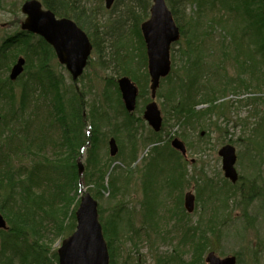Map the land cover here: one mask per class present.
<instances>
[{"label": "rangeland", "instance_id": "1", "mask_svg": "<svg viewBox=\"0 0 264 264\" xmlns=\"http://www.w3.org/2000/svg\"><path fill=\"white\" fill-rule=\"evenodd\" d=\"M24 1L25 0H0V44L4 39L15 36L18 31L21 30L20 21L25 18L24 14L21 12V6ZM75 2L77 5L80 3V9L83 10V12H81L82 18L89 19V22H85L87 25L85 31L89 35L93 46L95 44L94 42L98 44V49L95 48L96 44L94 46L89 66L85 69L84 74L79 81L74 82L69 73L64 70L65 67L58 62L53 49H46V53L43 54V56L46 57L48 65L51 68L63 74L67 84L74 85L75 87L77 86L85 93L84 104L86 102L85 106L88 109V113H90L89 121L93 125H96L91 114V105L94 103L95 106L97 105V107H102L103 110H106L104 107L107 105V102L103 100L105 97H108L109 94L114 98V103H112L114 106L118 101V93L112 83H115V81H117L122 75L121 71L118 72V62L114 61V59H116V52L113 48L109 47V40L111 39L109 36L110 34H113L116 28L112 29L114 23L113 19L115 17L118 18L120 14L112 12V8L107 9L105 0H75ZM179 5L175 20L181 29L182 36L172 47L171 59L173 71L169 74L170 76H166L167 78L162 80L156 101L161 109L164 120V128L161 131L160 136L162 143L175 135L185 142L188 148V153L185 155L186 161L183 160V162L185 161L186 164H189L188 167L190 171L193 172V176L192 178L188 177V180L185 181L184 187L179 189H174L173 185L170 183L166 184L167 181H164L165 172L169 170L170 166L176 164L175 154L170 157L173 161L171 165H168L165 162L164 156L157 157L154 155L149 161L152 157V154H150L151 142L146 143V145H143V143L140 142L143 136L145 138L149 135L150 130V126L144 121V124H141L144 128H140V134L142 137H138L140 140L135 146L139 150V160L136 162L137 165L135 164V169L133 168L134 170L129 169L127 170V173H124V185H126V188L125 191L123 190V193L120 192V200L111 199L110 187L104 191L103 195H98L97 197L99 219L102 225L106 222L109 225L108 220H110L114 214L118 213V216L122 214L125 215V217L128 215L127 221L124 220L123 222L125 227H123L122 230H118V236H114L112 234L113 230L111 229V238L109 239V245L111 246L110 260H112L113 264H157L158 252L156 249H158L160 253L162 251L164 253H169L173 251V248L180 245V243L181 246H186V239H188V237L190 238V235L186 236V239L181 237L184 223L181 221L178 222V217L176 216L171 217L167 215V212L173 207L175 199H178V194H185L191 189L196 195L197 205L195 206L193 213H187L190 215L184 217H186V220L190 219V223L192 222V224L193 221L196 222L199 217L202 219V215L205 216V219L208 218L217 204L215 205L214 201L207 202L200 200L201 188L204 183H206V185H209L208 183H210L226 187L225 184H223V179L225 180V178L222 169V157L219 154V151L224 145L231 144L236 149V169L241 177V183L231 184L227 187L234 191V193L229 195L230 199L227 200L229 206L225 209L228 210L226 220L230 218V221L225 224L226 227L224 232H227L228 234L223 237L224 245L222 246H224V255L238 252L241 255L244 264H264V209H262L264 198L257 199L251 204L252 206L250 209L252 211H257L256 209H258L257 215L253 217L254 220H256V224L255 221L252 220L247 224V221H249L247 220L248 213H250L249 211L251 210L249 208L243 209L240 202L236 203L233 200L235 195L238 200L240 197H245L244 195H247V190L240 187L242 184L245 185L247 182H250V179L252 180V178L256 176L254 174H257L258 172L257 176H260L261 178V183H259V185L264 190V141L260 140L261 138H258L260 134V132H258L259 129H261V131L263 130V126L258 123L262 117H264V79L261 80V82L251 84V82L248 81L251 76L249 70L246 71L243 66L236 64L238 63L236 61L230 63L226 59H221V53L223 52L222 49L224 48L225 41L230 42L229 38L224 41V27L222 26H224V15L227 13L223 9L224 7L220 8L214 4H209V8L202 7L204 4H202V2L199 4V0H183ZM114 8L117 9L118 7L114 6ZM261 9L263 11V7ZM137 11L139 12V9ZM192 22H194V25ZM198 22L200 25H198ZM126 28L127 41H125V43L128 45L126 46V49H128L127 55H130V58L124 56L122 60L124 63L132 60L131 62L134 64L135 70L133 72L137 74V80L133 79L131 75L128 76H130L139 87V106L137 107L140 109H137L134 113L137 117H142L145 105L150 100L149 97L151 95L150 81H148V83L144 81V72L147 70V49L141 28L137 29L130 22L127 24ZM196 30L199 35L201 34L200 32L205 31L206 38L202 40L203 38L201 35V39L199 36H193ZM95 39L97 41H95ZM30 41L37 44L36 38L32 37ZM111 41L115 43L114 40L111 39ZM190 41L192 43H189ZM260 42L261 45L260 47L258 46V50L264 54V34L260 36ZM256 47L257 46H254L253 48L255 49ZM203 48L206 49L205 55L208 56L207 60L210 61L207 62L206 60V62L212 64V62L215 61L217 69L219 68L218 64H221L224 68L225 78L228 79V81L233 82L234 80L236 81L237 79H240L246 81L247 85H251V87L242 88V86L241 89H238L237 91L234 90V88L228 87L226 92H223L225 94L222 95L221 93L220 95L222 96L215 101V105L217 106L213 111L211 109L212 112H208L209 114L203 119L202 128L191 129V131H188L187 127V129L183 128V131H181L179 125L174 126L176 122L173 120L171 111L172 106L177 104V102L174 101L178 99V97L175 100H173V97L171 99H166L165 95L169 87L173 88L175 86L176 90L181 83L180 81L185 77L184 65L186 64L187 58L183 55V52H189V54L192 53L189 56L191 58H197V56H195L196 50H202ZM20 55L25 57L27 61V67L23 73L22 82L28 77V72L38 66V56H28L26 53L25 55L17 54L14 57V62L8 61L6 63L9 64L10 62L7 69H0L1 82L5 80L7 81L10 68ZM259 58L261 60V65H263L264 58H262V55ZM32 59H36L35 62ZM3 60H5V58ZM0 62H3L2 59H0ZM260 72L264 75V68H262V71ZM209 73L210 72H208V74ZM1 82L0 84H2ZM14 86L21 87L20 83ZM16 92L17 94L15 93V95L19 98L21 91L16 90ZM140 93H142V97L140 96ZM249 94L259 96L263 103L257 101V104H254L251 103V100H245L247 96H251ZM114 106L111 110L109 108L112 115L115 110ZM209 106V103H201L196 105L195 109L196 111H202L208 109ZM3 110H0V112ZM114 128L115 125L112 124L107 126L104 125L99 129L100 132L96 136V139L98 144L97 152L100 158L106 159L110 156L108 139L112 135ZM180 131L182 132L181 135L178 134ZM202 132H204L203 135H201ZM121 138L122 142L118 143L121 153H123L121 157L123 159L124 153H129L131 148H133V145L128 142L126 136L123 135ZM92 140H95L94 135ZM81 156L82 157L79 161L84 163L85 167H89V163L92 162V160L89 161V157L91 158L90 152L85 150ZM163 163H166L165 169L157 170L156 166ZM145 171L149 174V180L143 179ZM117 172L120 173V171L117 170L115 175ZM144 180H148L150 188L154 187V185L157 186L165 183V204L160 210H154L153 215H146L145 213L148 212H145L144 207L147 202L148 205L155 202L156 194L147 192V189H145L144 186L148 185L147 181L144 183ZM216 190L219 191L220 188L216 187ZM83 191L84 189L82 192ZM91 193L97 194L96 191H91ZM82 194L83 193L78 194L79 198ZM117 196L119 197V194ZM250 202L251 200H249V203ZM218 210L224 211L223 208H219ZM229 214H231L230 217H228ZM250 214L253 216V212ZM252 216L249 217V219H251ZM120 219H122L121 216ZM66 223L75 226L72 219L68 220ZM148 225H150L151 228L148 227ZM110 227L111 225H109V228ZM162 229L170 230V233L165 234L164 237L166 238H163V240L157 235L163 233L161 232ZM234 229H237V231ZM191 234H193V232H191ZM48 235L51 239L46 237L43 238L42 241L46 243H44L43 247L46 252L44 254L48 258L47 264L53 262L58 264V261L57 263L56 261H53V254L58 253V249L62 245L63 240L70 234L67 233L62 236H55L52 233H48ZM2 237L3 236L0 235V254L4 247ZM213 238L215 239L216 237ZM106 240L108 241V238H106ZM164 241L166 242L163 243ZM9 253L10 252L7 251L8 255ZM18 264H21V262H18Z\"/></svg>", "mask_w": 264, "mask_h": 264}, {"label": "trees", "instance_id": "2", "mask_svg": "<svg viewBox=\"0 0 264 264\" xmlns=\"http://www.w3.org/2000/svg\"><path fill=\"white\" fill-rule=\"evenodd\" d=\"M41 1L56 15L73 18L83 29L87 28L85 22H89V19L82 18L83 10L76 7L75 0ZM166 1L174 17L177 16L179 3L183 0ZM200 2L204 4L202 7L209 8V4L217 5L220 8L224 7L223 9L227 12L224 15V26H222L224 27V41L229 38L230 42L225 41L221 59H226L228 50H237L236 61H243L246 65L243 68L247 71L249 59L254 54L260 53L258 50V46L261 45L260 36L264 34L262 0H199V4ZM134 4L140 11L136 10L137 16L133 7H129L127 11L133 15L134 26L139 29L140 23L149 16L151 1L134 0ZM114 9L113 6L112 12ZM138 17L140 20L137 19ZM192 24L194 25V22ZM198 25H200L199 22ZM200 33L204 40L206 38L205 31ZM200 35L196 30L193 36L200 37ZM32 37L37 39V44L30 41ZM95 41L97 40L95 39ZM94 43L96 44V46L94 44L95 48L98 49V44ZM114 46L116 47H114L116 50L114 61L118 62V72L121 71V75H131L133 79L137 80V74L133 72L135 69L132 60L126 63L122 60L124 56L130 58V55H127L128 49H126L128 45L120 40ZM254 46L257 47L254 49ZM46 49L52 50L51 46L42 38L23 30L18 31L15 36L4 39L0 44V59L4 62H0V69H7L10 62H14V57L17 54L25 55L26 53L28 56H38L39 60L38 66L28 72V77L23 80L24 82H22L23 75L17 82L22 87L19 98L12 91L13 82L9 78L7 81H0L2 83L0 84V110L4 109L0 112V213L8 225L7 229H0L4 246L0 254V264H18V262L21 264H47L48 258L44 254L46 252L43 247L45 242H42L45 236L43 234L52 233L55 236H62L74 231L75 226L68 225L66 217L69 214L73 217L75 214V209L71 207L79 190L82 192L81 183L88 181L95 185L98 184L101 191V188L105 189V184L109 182L111 199L120 200V192L125 191L124 173L128 172L127 170L132 167L138 157L139 150L135 146L140 140L138 137H142L140 128L143 127L141 124L145 120L143 117H137L135 113H128L119 93L117 81H115L112 83L118 93V101L115 106L112 104L114 98L109 94L103 100L107 102L104 107L106 110L93 103L91 105L93 113L91 112V114H93V121L99 129L104 125L114 124L115 128L112 134L118 142H122L121 137L124 135L133 148L129 153H124L123 163L125 166L115 165L109 172L113 161L121 158L123 153L118 158H100L97 152L98 144L95 141L98 132L94 130L96 148L93 149V152L89 151L91 156L89 161L92 160V162L89 163V167H85V173L79 174L77 161L83 153L81 148L83 143H87L92 138L91 134L88 133L90 136H85L84 132L82 134V130L79 129L81 123L84 122L82 108L86 104V102L84 104L86 95L77 86L67 84L63 74L48 65L46 57L43 56ZM191 54L183 52L187 59L184 65L185 77L178 85V87H182H177L176 90L175 86L169 87L165 98L173 97L175 100L178 97L174 101L177 104L173 105L171 110L173 120L176 122L174 126L197 129L202 128L203 119L217 106L215 101L225 94L223 92H226L228 87L237 91L243 84L240 79L230 82L225 78L224 86L209 88L205 87L207 86L206 82L208 85L211 84L209 77H206L201 85H196L198 78L201 77L200 74L202 75L204 71L210 69H205L204 66L206 62V59H203L206 54L205 48L196 50V55H194L197 58H191L189 56ZM4 58L5 60H3ZM32 60L35 62L36 59ZM8 61H10L9 64H6ZM214 72L211 71L209 74ZM144 81L146 83L149 81L147 70L144 72ZM221 93L222 95H220ZM140 96L142 97V93ZM201 103H209L210 106L208 109L196 111L195 106ZM113 106L115 110L112 115L110 110ZM137 109L140 108L137 107ZM163 128L164 123L162 130ZM178 134L181 135L182 132L180 131ZM149 135H156L154 140L161 136V132L155 133L150 128ZM259 136L258 138L264 141V130L260 132ZM140 142L146 145L147 137L143 136ZM171 151V154H175L176 164L172 166L175 168L180 165L181 154L174 149ZM117 170L120 171V173L117 172L118 176L115 175ZM171 177H174L173 173ZM143 179L145 178L143 177ZM73 191L75 193L71 195ZM232 193L234 191L230 189L224 192V200L230 199L229 195ZM99 195L101 196L103 193H99ZM93 196L97 199L98 193H93ZM119 220L122 219L117 213L108 220L110 228L107 222L104 223L105 236L108 241L111 238V229L113 230L112 234L118 236V229L122 230L125 227L124 221L122 220L120 223ZM5 249L10 252L9 255ZM53 258V261L57 263L58 253L53 254ZM53 263L55 264V262Z\"/></svg>", "mask_w": 264, "mask_h": 264}, {"label": "water", "instance_id": "3", "mask_svg": "<svg viewBox=\"0 0 264 264\" xmlns=\"http://www.w3.org/2000/svg\"><path fill=\"white\" fill-rule=\"evenodd\" d=\"M106 1L107 7L110 8L114 0ZM22 11L27 14L22 25L23 29L43 36L54 46L60 62L66 64L73 78L76 80L81 76L92 51V44L87 34L73 20L57 18L53 11L44 9L39 0L26 1ZM142 32L147 45L151 97L155 99L161 78L166 77L171 71V44L180 38L179 27L165 0H153L151 17L142 23ZM24 64L25 59L20 57L11 69L12 80L22 73ZM118 84L126 109L133 112L139 92L137 85L127 76L121 77ZM144 118L156 131L161 129L163 118L156 101L153 100L146 105ZM172 145L181 150L184 155L186 154V146L179 138H174ZM109 146L110 153L114 156L118 152V145L114 138L110 140ZM219 154L222 157L225 176L232 182H236L238 172L235 167L237 161L235 147L226 144L220 149ZM81 201L77 212L79 224L75 232L64 239L58 251L59 264H109L110 256L98 216V202L90 193H86ZM186 206L190 212L194 210V194L186 195ZM6 227V220L0 213V228ZM207 261L209 264H233L234 262L232 258L221 260L213 253L209 255Z\"/></svg>", "mask_w": 264, "mask_h": 264}, {"label": "bare ground", "instance_id": "4", "mask_svg": "<svg viewBox=\"0 0 264 264\" xmlns=\"http://www.w3.org/2000/svg\"><path fill=\"white\" fill-rule=\"evenodd\" d=\"M113 3H114L113 6L118 7L113 12L116 13V14H120V15H119L118 18L115 17L113 19L114 23L112 25V29L115 28V27L116 28H115L112 36L111 35L110 36L108 35V36H109V38H111L112 40L115 41V43H113L111 41V39H110L109 40V42H110L109 47L113 48V50L116 51L115 50L116 47L114 46V44L117 45V42H119L120 40H122L124 43H125V41H127L126 40V31H127L126 27H127V24L130 22L132 25H134V23H135V20H134L135 18L133 17L132 14L128 13L127 10L129 9V7L130 8L133 7L135 15L137 16V12H136L137 8L135 7L134 0H114ZM76 7L80 8V3ZM137 19L140 20L139 17ZM112 29H111V31H112ZM108 32H109V29H108ZM236 51L237 50H233V49L228 50V53L226 55V60L228 62L233 63V62L236 61V58H235V55L237 53ZM239 52H240V50H239ZM261 55H262V58H264V54H262L261 51H260V53L254 54L248 61L249 63L247 64V66L249 67V69L247 68V71L249 70V72L251 73V76L249 77L248 81H250L251 84L252 83L261 82V80L264 79V75L260 72V71H262V68H264V66H263L264 64L262 63L263 65H261V60L259 58ZM203 59L207 60L208 56L207 55L203 56ZM263 61H264V59H263ZM207 62H210V61L207 60ZM207 62H205V64H204L205 69H210V70H208L210 72L212 70H214L215 73L208 74V71H204L202 73V75L200 74L201 77L198 78L201 81L198 80L195 84L196 85H201L203 83L202 81H205L206 80L205 78L209 77L211 84L208 85V83L206 82L207 86H205V87L212 88V86H213V87L216 88V87L224 86L225 74H224L223 66L221 64H219V68L217 69L215 61L212 62V64H209ZM236 64L241 65V66H246L243 63V61H239ZM172 69H173V67L171 68V72L173 71ZM9 75H10V71H9ZM9 78H10V76H9ZM17 84H18L17 82H13V88H12V91L14 93H16V94H17L16 90L20 91L22 89V87H20V86H14V85H17ZM242 84H243L242 88H244V87L250 88L251 87V85H247L246 81H242ZM181 87L182 86H180L178 88H181ZM249 95H251V96H247L245 98V100H247V99L251 100V103H254V104H257V101L263 103L262 99L259 96L255 95V94L254 95L253 94H249ZM202 104H205V103H202ZM82 113H83L84 122H82L80 127H79L80 131L82 130V134L84 132L85 136H90L87 133L88 130H90V134L92 135V137H93V134H94V130H96L98 132V134H99L100 130H99V127L97 126V124L93 125L89 121V118H90L89 114L90 113H88V109H87L86 106H84L82 108ZM92 117H93V114H92ZM258 124L263 126L262 129L264 130V117H262V119L260 120V122ZM180 129H181V131H183V127L180 126ZM188 131H191V128L188 129ZM258 132H261V129H259ZM155 133H158V132H155ZM154 137H156V135H148L147 136L148 142H146V143H150L151 142V153L150 154H152V157L149 159V161L153 158L154 155L157 156V157H163L164 156L165 157L164 158L165 162L168 165H171L173 163L172 158H170L171 155L173 156V154H171L172 153L171 150L174 149L179 154H181V152H182L181 150L175 148L172 145V141L174 140V138H179V137L175 135L172 138H169L164 143H162V140H161L160 137H158V138L153 140ZM112 138H114L116 140V143L118 145V140L113 134L109 137L108 141L110 142V140ZM179 139L181 141H183L181 138H179ZM108 147H109V155H110L108 157L118 158L121 155V149L119 148L120 147L119 145H118V152L114 156L110 153L109 143H108ZM95 148H96V144H95L94 140H92V138H91V140L87 141V143H83V147L81 148V151H85V150L91 151L92 150L91 152H93V149L95 150ZM187 153H188V150H187ZM137 155H138V157H137L136 161L132 164V166L133 165L134 166L132 168H130L132 170L135 169V164L139 160V152H137ZM181 159L182 160H180V165H178L175 168L170 166L169 170H167L165 172V176H164V179H165L164 181H167L166 184H168V183L172 184L174 189H179V188L184 187L185 181L188 180V177L192 178V176H193L192 175L193 172H191L189 167H188L189 164H186V162H185L186 159H185L184 153L181 154ZM173 160H175V159H173ZM183 160H185L184 161L185 164H184ZM117 161H118V163H117ZM166 163L158 164V166H156L157 170L165 169ZM114 164L116 166H121V165L125 166V164L123 163V159L122 158L115 159L113 161L112 166ZM112 166L109 169V172H110L111 169L114 168V166L113 167ZM173 166H175V164ZM77 167H78L79 174L80 173L82 174V173L86 172V168H85V164L84 163L77 164ZM235 167H236V165H235ZM172 173H173V176H174L173 178L171 177ZM257 174H254L256 176H254L252 178V180L250 179V182H247L245 185L244 184L241 185L240 188H244V189L247 190V195L243 194L245 197H240L239 200L236 199V195L233 197V200L236 203L237 202L241 203V205H242L241 207L243 209H248V208L250 209L251 206H252L251 204H252L253 201H255L257 199H261L262 197L264 198V190L259 185V183H261V178H260V176L258 177ZM116 176H118V175L116 174ZM148 176H149V174L146 173V171H145L143 177L145 179H148ZM224 178H225V180L223 179V184H225L226 187H222L221 185L210 184V183H209V185H206V183H204V185L201 188L202 191H201L200 200H204V201H207V202L214 201L215 205L217 204L216 207L213 208L212 213L208 216L207 219H205V216L202 215L201 216L202 219L199 217L196 220V222L193 221V224H192V222L190 223V219L186 220V217H184V216L190 215V214H187V213H193V212H190L188 210L187 206H186V195L188 193H192V194H194V193L190 189L185 194H178L177 195L178 199H175V203L173 204V207L168 210L167 215H169L171 217H173V216L178 217V222L181 221L182 223H184L183 229L181 231V237L183 239H186V236L190 235V238L188 237V239H186L187 240V245L186 246L182 245L183 246L182 247L181 243H180V245H178L177 247L173 248V251H171L169 253H164L163 251L160 253L158 251V249H156V251L158 252V254H157V256H158L157 257V264H209L207 259H208L209 255L211 253L217 255V257L219 259H221V260L232 258L233 261H234L233 264H244L243 260L241 258V255L238 252H233L230 255H224V249H223L224 246H222V245H224L223 237H225L228 234L227 232H224L225 227H226L225 224H226V222L229 223V221H230V218L228 220H226L227 219V214H228L227 211L228 210H225V209L229 206V203L227 201L225 202V200H224V192L229 190V188H227L228 186H230L231 184L232 185L234 184L231 181V179H229L228 177L225 176V174H224ZM167 179H169V180H167ZM240 179H241V177L239 175L237 184L241 183ZM148 180H146L148 186H144V187H145V189H147L148 193H154V194H156V196H155V202L150 204V205H148V202H147L144 208H145V212H148V213H145L146 215H153V211L154 210L155 211L160 210L161 208H163V206L165 204L166 188H165V183L164 182H163L164 184L157 185V186L154 185V187L150 188V186L148 184ZM105 185H106L105 189L101 188V191H100V188H99L98 184L95 185L92 182H88V181L87 182H85V181L82 182L81 183V187H83L85 192L79 198L78 194L82 193L79 190V192L77 194L78 196L76 195L77 197L73 201V205H72L73 206L72 209H75V214H74L73 217H72V215L69 214V216L66 217V222L68 220L72 219L73 223L75 224V228H77V226L79 224L78 217H77V212L80 209V206H81V203H82V201H81L82 197L86 193H91V191L92 192L96 191L98 193V195H99V193H101V194L103 193L104 194V191L109 188V182H107ZM124 186L126 188V185H124ZM216 187L220 188V190L219 191L216 190ZM74 193L75 192L73 191L71 193V195L74 194ZM249 200H251L250 203H249ZM195 204L197 205V203H195ZM219 208L220 209L223 208L224 211L218 210ZM262 209H264V201H263ZM256 210L257 211H252V210L249 211L248 210L250 213L253 212V216L250 213H248V219L247 220H249V221H247V224H249V222L251 220L255 221V224H256V220H254V218H253L258 213V209H256ZM98 212H99V210H98ZM70 213H71V211H70ZM184 213H186V214H184ZM120 216H121L123 221L124 220L127 221L128 215L125 217V215L120 214ZM230 216H231V214H229L228 217H230ZM251 216H252L253 219L252 218L249 219V217H251ZM119 221L121 223V220H119ZM252 224H253V222H252ZM148 227H150V225H148ZM244 227H245V225H244ZM244 227H243V229H244ZM227 230H229V229H227ZM234 230L237 231V229H234ZM102 231H103V234H104V237H105L104 224L102 225ZM161 232H163V233H159L157 235H159L160 236L159 238L163 240V238H166V237H164L165 234L170 233V230H168V229L163 230L162 229ZM191 232H193V234H191ZM43 235H45L44 238L49 237L48 234H43ZM213 237H216V238L214 239ZM117 238H119V237H117ZM105 240H106V237H105ZM49 241H52V240H49ZM165 242L166 241H164L163 243H165ZM106 244H107L108 254L110 256L111 246L109 245V241L106 240ZM60 247H59V249H60ZM59 249H58V251H59ZM109 264H113V262L111 260H109Z\"/></svg>", "mask_w": 264, "mask_h": 264}]
</instances>
